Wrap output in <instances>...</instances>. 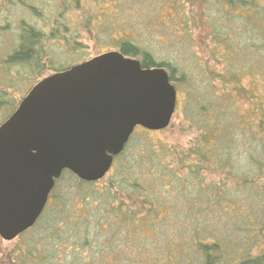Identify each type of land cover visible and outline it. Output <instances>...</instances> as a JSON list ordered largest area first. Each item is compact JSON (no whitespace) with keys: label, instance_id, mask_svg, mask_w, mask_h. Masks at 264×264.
I'll use <instances>...</instances> for the list:
<instances>
[{"label":"trees","instance_id":"obj_1","mask_svg":"<svg viewBox=\"0 0 264 264\" xmlns=\"http://www.w3.org/2000/svg\"><path fill=\"white\" fill-rule=\"evenodd\" d=\"M138 1L114 0L113 16L124 11L125 19L114 16L113 22L94 26L92 33L99 43L107 35L120 34L113 44L105 41L100 54L115 51L138 60L143 69L164 68L178 91L179 84L193 82L191 74L156 62L139 41L148 28H157L165 37L176 34L172 31L176 28L177 40L191 45L195 40L187 38L189 28L196 32L200 28L188 7L195 0H162L163 7H168H162L168 23L159 26L149 19L156 12L145 16ZM197 2L206 7L211 0ZM212 2L209 10L216 9L219 19L210 25L209 35L214 52L220 53L218 63L235 67L240 58H259L264 50V12L259 0ZM68 3L63 1L62 7ZM236 14L242 17L240 26ZM250 26L259 38L250 44L248 39L246 47L244 42L232 54L228 50L231 37L249 33ZM43 37L42 31L21 25L17 47L0 61L4 74L18 66L39 78L41 61H49ZM254 59V66L248 68L228 67L216 73L206 69L205 79L189 88V121L196 128L189 148L160 147L145 139L137 148L131 147V136L99 182L85 183L62 172L35 225L17 237L21 244L12 264H264V68H259L264 55ZM246 76L254 81L248 87L241 84ZM9 82L0 75V84ZM236 101L247 108L242 111ZM19 102L11 105L0 125ZM7 105L0 90V111ZM177 107L178 103L175 113ZM103 180L99 192L97 184Z\"/></svg>","mask_w":264,"mask_h":264},{"label":"water","instance_id":"obj_2","mask_svg":"<svg viewBox=\"0 0 264 264\" xmlns=\"http://www.w3.org/2000/svg\"><path fill=\"white\" fill-rule=\"evenodd\" d=\"M176 102L164 68L119 52L38 81L0 125V239L35 225L62 172L102 180L136 128H168Z\"/></svg>","mask_w":264,"mask_h":264},{"label":"rangeland","instance_id":"obj_3","mask_svg":"<svg viewBox=\"0 0 264 264\" xmlns=\"http://www.w3.org/2000/svg\"><path fill=\"white\" fill-rule=\"evenodd\" d=\"M63 1L69 0H0V61L17 47L21 25H29L42 31L44 35L43 48L45 55L49 58V61H47L48 63L44 59L41 61L40 72L42 74L39 78L37 74L27 75V73L20 71L18 66L9 68V74L6 75L4 74V67H0V75H3L5 80H10L9 83L0 84V90H4L5 93L6 104H10V107L7 105V107L0 111V121L10 112L11 105L17 104L35 81L38 82L42 78L52 74L51 70H66V68L75 63L100 55L106 48L105 41L113 44V40L120 36L119 32L113 33L114 35L111 34L104 37V40L101 41L103 43H99L92 33L94 26H98L100 23H111L116 17L118 19H125L123 18L125 16L124 11L120 14L117 13L118 16L114 15L116 17L113 16L116 10V6L114 7V0H79L77 4H75L76 0H70L71 4L68 3L62 7ZM161 2L163 1L153 0L152 3H147L146 0L138 1V4L142 6L141 12L145 16L150 15L152 12H156V15L150 16L149 19L153 21L151 24L157 23V26H159L160 22H165L167 20V15L163 11V8L167 6L164 3L165 5L163 7ZM259 4L264 12V0H259ZM205 6L206 7L200 3L198 4L197 0H195L194 4L188 6L193 9L190 16L194 17L200 26L199 31L197 30L198 32H196L193 27L189 26L190 32L188 33L190 35L187 38L189 39L192 36L195 40L191 45H188L186 41L181 42V40H177L176 34L178 30L176 28L172 30L176 34L170 33L167 34V37L159 33L157 28H155L154 31L148 28L141 34L140 44L144 48L149 49L148 51L154 55L156 62L162 61L176 66L178 71H187L191 74V80H194L187 85L179 84L177 86L178 91H176L177 93L179 92V97L176 105L178 103V110L176 113L174 112L168 128L159 132H146L148 134H145L143 129L136 128L129 142L131 147L137 148L136 144L145 139L147 141H152L156 146L159 145L160 147L165 145H181L182 147L189 148L196 135V128L194 124H191L189 121L191 117L190 108L192 106L191 102L188 101L191 100L189 97V88L192 85L199 84L197 80L205 79L203 76L208 70L216 73L228 67L248 68L254 66V58L259 60V58H262L264 55V50L262 49L260 51L261 56H259V58L258 56L254 57V61L250 58L251 56L247 59L240 58L236 62L235 67H230L224 63H218L220 53L216 54L214 52L215 44L211 39L212 35H209V31L210 25L217 23L219 13L216 9L213 11L216 10L217 12L209 10V6L213 9L212 0L209 2V6ZM137 7L136 5V8ZM189 8H187V11ZM204 10L207 11L206 14L202 13ZM235 17L238 18L236 20L237 26L242 25L241 15L236 14ZM227 22L228 24L231 23L230 21ZM249 28V33H239L237 36L231 37V46H229L228 50L232 51V54H237V50L243 47L244 42L246 47L248 42L250 44V42H253V40L256 41V39L259 38L257 31L252 30L251 26ZM95 30L96 29H94V31ZM249 36L252 38H249ZM168 37L171 39L169 40ZM179 43H181L180 49L178 48ZM204 63L207 64V68H203ZM259 68H264V62L260 63ZM204 70L206 73H204ZM209 78L207 76L206 79ZM253 83L254 81L247 76L241 82L245 87ZM216 84L219 85V81L216 80ZM236 104L237 107L241 106L242 111L247 108L241 101H236ZM128 155H130V153ZM108 173L104 178L107 177ZM104 183L105 180L97 184V191H102ZM17 239L18 238L10 242H4L0 239V264H12V259L17 249L16 247L18 243L21 244V241L18 242Z\"/></svg>","mask_w":264,"mask_h":264},{"label":"flooded vegetation","instance_id":"obj_4","mask_svg":"<svg viewBox=\"0 0 264 264\" xmlns=\"http://www.w3.org/2000/svg\"><path fill=\"white\" fill-rule=\"evenodd\" d=\"M113 52H115V51H113ZM106 53V52H105ZM94 58V57H93ZM90 60V59H89ZM88 61V60H87ZM84 62H86V61H84ZM83 63V62H82ZM80 64V63H79ZM72 67V66H71ZM70 68V67H69Z\"/></svg>","mask_w":264,"mask_h":264}]
</instances>
